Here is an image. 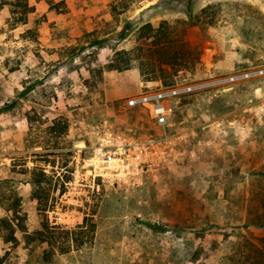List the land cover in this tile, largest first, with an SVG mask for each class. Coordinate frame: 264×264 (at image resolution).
Returning a JSON list of instances; mask_svg holds the SVG:
<instances>
[{"label":"rangeland","instance_id":"rangeland-1","mask_svg":"<svg viewBox=\"0 0 264 264\" xmlns=\"http://www.w3.org/2000/svg\"><path fill=\"white\" fill-rule=\"evenodd\" d=\"M157 1L0 0V264H264V77L128 105L263 67L264 0Z\"/></svg>","mask_w":264,"mask_h":264},{"label":"built area","instance_id":"built-area-1","mask_svg":"<svg viewBox=\"0 0 264 264\" xmlns=\"http://www.w3.org/2000/svg\"><path fill=\"white\" fill-rule=\"evenodd\" d=\"M258 77H264V66L233 74L230 77L222 78L214 83L177 85L160 91L143 92L130 98L128 105L130 107L150 106L157 123L161 126H166L169 124L170 118L175 112L176 101L182 97L199 92L208 86L226 85ZM101 154L99 159L101 160V157H103V162L110 163L111 160H108V158L111 156L105 153L104 149L101 150Z\"/></svg>","mask_w":264,"mask_h":264},{"label":"trees","instance_id":"trees-1","mask_svg":"<svg viewBox=\"0 0 264 264\" xmlns=\"http://www.w3.org/2000/svg\"><path fill=\"white\" fill-rule=\"evenodd\" d=\"M16 6L18 7H22L24 9V13H30L34 11V8L30 6L28 0H20L19 3H16ZM150 30H154L152 27H150ZM172 48V43L170 42H166L163 43V45H161V49L162 50H167V49H171ZM43 177H46V174L43 172L42 173ZM42 181V180H41ZM41 181H37L38 183H40ZM41 197L38 196V199H40ZM41 203V201H40ZM43 204V203H42ZM41 204V205H42ZM85 224H87V222L84 223V225H82L80 228H85ZM56 227L52 226L51 223L49 222L48 218H42L39 229L33 234V235H29L30 238L32 240H37L39 243H48L49 245H54V241L56 239ZM91 230H95V225H91ZM66 237H63V239H65L67 242H69L70 247L72 246L73 241H75V236L77 234L76 230L70 231L67 230L65 231ZM61 237V236H60ZM8 240H16L17 238L14 235H10ZM63 253L68 252V250H63ZM262 252V251H261ZM263 258H264V252H262Z\"/></svg>","mask_w":264,"mask_h":264},{"label":"crops","instance_id":"crops-1","mask_svg":"<svg viewBox=\"0 0 264 264\" xmlns=\"http://www.w3.org/2000/svg\"><path fill=\"white\" fill-rule=\"evenodd\" d=\"M45 1L46 0H41L42 8L46 10V12H49L50 15L52 13L56 14V12L53 11L54 9H52V6L48 2L46 3ZM107 1H110V0H52L51 4L55 6L56 3L65 2L68 5V9H70L73 13H77V12L85 13L88 10L86 8L90 6V8L94 9L92 11V14H97V12L100 11V9H102V8H99L101 4L102 3L106 4ZM56 15H59V14L57 13Z\"/></svg>","mask_w":264,"mask_h":264},{"label":"water","instance_id":"water-1","mask_svg":"<svg viewBox=\"0 0 264 264\" xmlns=\"http://www.w3.org/2000/svg\"><path fill=\"white\" fill-rule=\"evenodd\" d=\"M175 0H158L156 3H154L153 5H150L149 7H152V6H160L162 4H167V3H170V2H173ZM184 2H186L189 6H192L193 3L196 1V0H182ZM148 7V8H149Z\"/></svg>","mask_w":264,"mask_h":264}]
</instances>
